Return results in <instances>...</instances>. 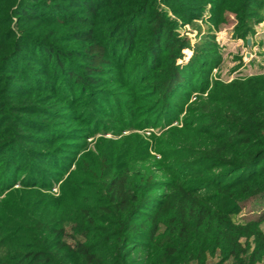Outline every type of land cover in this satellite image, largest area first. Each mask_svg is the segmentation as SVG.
<instances>
[{
    "label": "trees",
    "instance_id": "obj_1",
    "mask_svg": "<svg viewBox=\"0 0 264 264\" xmlns=\"http://www.w3.org/2000/svg\"><path fill=\"white\" fill-rule=\"evenodd\" d=\"M263 11L0 0V264H264V75L213 80L212 28L194 48L180 32L232 12L247 39Z\"/></svg>",
    "mask_w": 264,
    "mask_h": 264
},
{
    "label": "rangeland",
    "instance_id": "obj_2",
    "mask_svg": "<svg viewBox=\"0 0 264 264\" xmlns=\"http://www.w3.org/2000/svg\"><path fill=\"white\" fill-rule=\"evenodd\" d=\"M212 3H208V9L205 13V18L211 16V9ZM204 18V19H205ZM263 18H264V11H263ZM238 18L232 12H226L222 16V20L219 23L218 27L210 26L206 20V22H197L196 25L200 29H196L191 25H186L182 27L180 30L181 35L189 38L191 40V44L193 48L199 44H202V40L204 36L207 35L208 29L212 28L210 34H212L215 38V42L219 46V56H221V65L218 69H215L211 74V78L214 80H220L224 84H230L234 80L237 79H246L252 76H260L264 75V19L262 23L258 24L254 30L255 33L252 37H248L247 39H238L236 38V28L238 26ZM200 31V34L198 35ZM250 40V44L248 45L247 42ZM192 56L191 50L184 51V59L179 61L177 64H170L167 69V76L170 81H178L181 79L180 74L178 72V68L180 65L187 63ZM203 97V99H207V95H199L195 93L190 99L189 103L185 105V110L189 107L194 106L195 108H201L200 103L202 102L199 98ZM195 113V112H194ZM186 114V113H185ZM193 115V114H192ZM182 127V125H181ZM141 134L143 137L150 138L152 134L160 135V129H148L144 132H136ZM129 135L128 133L124 136ZM108 139H113L112 136H106ZM122 137L114 138L115 140H120ZM91 141V140H90ZM90 148H94V144L91 143ZM157 157V160H160L161 157L159 155L154 154ZM74 166L72 170H74ZM142 172L147 171L150 173V169L153 170L154 176L156 179L160 181L165 180V175L163 172L159 171L156 167L153 168L150 164L141 165L138 167ZM145 169V170H144ZM71 170V171H72ZM63 182H60L55 189L53 190V194L56 196L60 195V187ZM19 187V186H17ZM4 196H0L3 199ZM251 213V212H250ZM249 216H257L256 214L252 213ZM248 214V211L245 215ZM261 229L264 231V221L261 224ZM134 256L137 259L144 258V254L136 253ZM215 264V262H212Z\"/></svg>",
    "mask_w": 264,
    "mask_h": 264
},
{
    "label": "water",
    "instance_id": "obj_3",
    "mask_svg": "<svg viewBox=\"0 0 264 264\" xmlns=\"http://www.w3.org/2000/svg\"><path fill=\"white\" fill-rule=\"evenodd\" d=\"M250 44V40L248 41V45Z\"/></svg>",
    "mask_w": 264,
    "mask_h": 264
}]
</instances>
